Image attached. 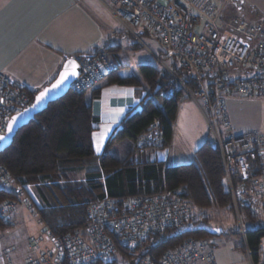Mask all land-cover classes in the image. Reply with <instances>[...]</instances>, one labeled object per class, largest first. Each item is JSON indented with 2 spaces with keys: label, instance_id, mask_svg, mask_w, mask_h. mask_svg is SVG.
I'll list each match as a JSON object with an SVG mask.
<instances>
[{
  "label": "trees",
  "instance_id": "trees-1",
  "mask_svg": "<svg viewBox=\"0 0 264 264\" xmlns=\"http://www.w3.org/2000/svg\"><path fill=\"white\" fill-rule=\"evenodd\" d=\"M131 47L136 50L139 45L135 42ZM117 49L103 47L92 55H79L77 60L81 62L99 53H103L107 59L106 52ZM160 53L163 57L159 59L169 61L168 64L163 63L173 75L189 90H194L192 78L185 75L176 60L165 51ZM108 61L116 70L101 82L106 81V85L142 86L147 94L138 106L125 114L99 156L94 154L91 141L98 118L92 114L85 99L89 91L92 98L99 96L100 88L96 89L99 84L85 92L69 89L65 95L50 102L41 113L17 130L11 144L0 153V167L12 184L19 190L25 186L35 188L38 199L35 212L47 233L53 240H59L83 229L88 223V207L93 203L167 193L170 197L186 201L190 209L213 207L230 213L234 226H221L216 230L205 223L203 227H197V218L193 220L192 214L183 230H170L156 236L143 251L119 248L115 255L124 263L129 260L126 264H132L136 257L142 256L155 261L161 253L190 237L206 239L220 231L221 234L233 235L240 243L243 236L244 245L241 248L247 250L251 264H264V192L257 195V203L237 199L236 218L224 183L219 152L208 138L195 150L194 160L190 163L168 166L164 161L150 160L145 154L147 149L164 150L170 145L178 103L185 93L163 66L142 64L137 66L134 75L122 76L117 74L123 68L120 61ZM170 88L173 95L167 97L166 92ZM24 90L31 97L36 94L25 87ZM154 121L160 132L159 145H154L148 138L150 125ZM123 140H129L132 147L124 158L119 159L110 154L109 149ZM140 141L144 149L138 146ZM251 165L254 175L262 176L261 158L258 157ZM240 182L237 174L231 175L234 188ZM245 185L248 183L245 182ZM5 203L14 205L16 209L19 196L0 180V233L11 227L10 216L2 212ZM203 219L207 221L209 217ZM112 260L114 264H119L117 257Z\"/></svg>",
  "mask_w": 264,
  "mask_h": 264
},
{
  "label": "built area",
  "instance_id": "built-area-1",
  "mask_svg": "<svg viewBox=\"0 0 264 264\" xmlns=\"http://www.w3.org/2000/svg\"><path fill=\"white\" fill-rule=\"evenodd\" d=\"M99 1L133 41L140 43L142 36H149L192 78L195 89L191 91L159 61L202 114L219 152L235 212L237 199L254 203L253 199L264 192V182L262 176L254 175L251 164L262 157L264 132L233 134L227 103L234 97L264 99L263 22L225 16L223 6L212 0ZM80 64L82 72L70 84V90L75 92L89 90L116 70L103 53L86 57ZM172 95L170 88L166 96ZM32 100L23 86L0 71V134L5 133L10 118L29 107ZM150 130V142L159 145L156 121ZM138 144L144 149L142 141ZM232 174L241 179L237 188L231 184ZM0 180L7 188L12 185L1 167ZM12 190L19 196L17 187ZM14 210V205L5 203L2 212L9 217ZM87 211L88 223L83 229L53 240L52 254L28 259L25 264H100L119 248L145 250L156 236L182 228L192 216L186 201L167 193L93 203ZM209 248L204 241L187 239L161 253L155 261L142 256L132 264H216Z\"/></svg>",
  "mask_w": 264,
  "mask_h": 264
},
{
  "label": "crops",
  "instance_id": "crops-1",
  "mask_svg": "<svg viewBox=\"0 0 264 264\" xmlns=\"http://www.w3.org/2000/svg\"><path fill=\"white\" fill-rule=\"evenodd\" d=\"M212 1L219 7L223 6L222 13L225 16L261 20L264 24V0ZM109 13L98 0H0V71L32 93H37L55 79L66 58L77 59L79 55H92L103 47H117L119 51L106 52L107 59L121 63L125 53L134 55L131 51L136 50L122 44L124 37L117 26L120 24ZM117 74L121 75L120 71ZM132 74L131 70H127L122 76ZM97 88H100L98 97L92 98V92L89 91L85 94V99L90 105L92 114L98 118L91 141L94 154L99 156L106 141L119 126L125 114L139 105L147 91L142 86L106 85V81L99 83ZM257 102H260V99L236 97L229 99L227 107L233 134L239 135L246 131L258 130L234 123L231 118V114L235 115L240 107H248ZM197 109L196 105L186 97L180 100L173 123L171 143L164 150L147 149L145 154L150 152L148 154L150 160H160L166 162L168 166H176L168 164L172 159H167V156L174 149L177 122H180L181 117L184 120L185 133L190 134L187 118L195 111L198 115ZM101 134H104L103 143L100 151L97 152L95 142ZM195 134L198 143H192L195 139H192L191 135L181 140L185 152L188 151L186 158L192 156L206 140L200 134ZM191 143L194 144L193 147H189ZM131 147L132 143L130 150ZM261 165L264 182V147ZM15 187L12 184L8 188ZM253 200L257 203L255 198ZM35 207H38L35 188L25 186L20 190L19 203L10 215L11 227L0 233V264L7 262L25 264L28 259L36 258L52 249L53 240L40 222ZM233 238L235 241L229 242L230 245L227 247L217 244L218 248L215 252L211 251L215 263L251 264L247 262L241 249L240 240L234 236ZM262 250H264V240Z\"/></svg>",
  "mask_w": 264,
  "mask_h": 264
},
{
  "label": "rangeland",
  "instance_id": "rangeland-1",
  "mask_svg": "<svg viewBox=\"0 0 264 264\" xmlns=\"http://www.w3.org/2000/svg\"><path fill=\"white\" fill-rule=\"evenodd\" d=\"M98 2H100V1L98 0ZM100 4H101V6H103L104 10L109 13L107 8L101 2H100ZM246 19H248V18H246ZM117 26H118L119 32H122L121 35L124 37L122 39L123 40L122 44L125 46L134 45L135 42L133 41V39L131 37H129L128 35H124L125 33L123 32V29L121 28L120 25L117 24ZM135 31H136V33H139L138 29ZM137 44L139 45V47L136 49V51H131V52H134V55H131L132 53H125L124 54V57H123L124 60H122L121 63H122V66H123V64L125 66H123V68L120 70L121 75L124 71H127V70H131L133 75H134V73H136V71H137V66L141 65V64L152 65V66H158V65L162 66V64L159 62L160 61L159 58L163 57V56H160V54H161L160 52H162L163 49L153 39H151L149 36L144 35L141 38V42L137 43ZM163 62L165 64L169 63V61H167V60H163ZM126 66L128 68H125ZM184 97H186L185 94H184ZM197 112H198V115L195 111V113L192 114L191 117L187 118V121H188L187 125L190 127V129H189L190 134L185 133V129H184L185 124H184V120L181 119V117H180V122H177L178 123V127L176 129V136L177 137H176L174 149H173L172 153L167 156V159H169V158L172 159L170 161L167 160L169 165H178V163L185 164V163H190L194 160L193 155L192 156L189 155V158H186V156L188 157V151L185 152V148L183 147V145L181 143V140L184 137H186L187 135H189V136L191 135L192 139H195V136H196L195 133H198L203 137V139L208 138L211 140L207 125L205 123V120H204L202 114L199 111H197ZM198 116L201 118V120ZM231 118H232L234 123H237L241 126L253 127L254 129L264 131V99L260 100V102H257L253 105H248V107H240L239 110H237V112L235 113V115L231 114ZM177 123H176V125H177ZM192 143L195 144L198 142L195 139L194 141H192ZM192 143L190 144L189 147H193L194 144H192ZM130 144H131V142L129 140L118 141L115 144H113L111 146V148L109 149L110 154H112L113 156H115L119 159L124 158L129 153ZM148 154H150V152L147 153V155ZM177 155L179 157H176ZM176 162H178V163L174 164ZM230 199L232 201L231 195H230ZM191 210H192L191 213L194 215L193 220H195V218H197V222L196 223L194 222L197 227L198 226L203 227L204 225L207 224L209 228L217 230L221 226H224V227L234 226V223L231 220L233 218L232 215L230 213H225V211H223L219 208H213L212 207V208H208V209H204V210H200V209L197 210L195 208L192 209V207H191ZM234 214H235L236 218H238V213L235 212ZM262 215L264 217V213H262ZM204 217H209V219H207V221H205V219H203ZM194 223H193V225H194ZM229 224H231V225H229ZM181 230H183V227L180 229H177L176 231L178 232ZM239 231L242 235L243 230L241 227L239 228ZM188 239L196 240V241H204V242L208 243L209 247L211 248V251L213 253L215 252L216 248H218L217 244H218V246L220 244H222V245L227 247L228 245H230L229 242L235 241V239L233 238L232 235H226L225 233H222L221 235H220V233H218V235L212 234L209 237H207L206 239L205 238L204 239L192 238V237H190ZM240 245L241 246L244 245L243 244V236H242V242L240 243ZM53 247H54V245H53ZM53 247H52V250H53ZM243 252L246 256L247 262L251 263L249 255L247 253V250L243 249ZM47 253L52 254L53 252H51L49 250ZM47 253H42V254L38 255L36 258H40V257H42V255L47 254ZM115 256L117 257V259H118L117 261L119 264L129 263V260H126V262L124 263V261L122 259H120L117 255H112L110 258L107 259V261L105 263H101V264H114V261L112 259L116 258ZM54 264H56V262Z\"/></svg>",
  "mask_w": 264,
  "mask_h": 264
},
{
  "label": "water",
  "instance_id": "water-1",
  "mask_svg": "<svg viewBox=\"0 0 264 264\" xmlns=\"http://www.w3.org/2000/svg\"><path fill=\"white\" fill-rule=\"evenodd\" d=\"M69 62H74L75 67L73 66V64H70ZM65 71H67L68 73L75 71L77 73V75H75V76L70 75L69 78L59 88L53 89L48 94L47 98L40 105H38L37 108L33 109L32 104L35 102V96L39 95V93L41 91H43L45 88L51 89L52 85L55 84L57 82V80L60 79L61 74L64 73ZM81 72H82V66H81L80 62L75 57L66 58L61 69L59 70L57 76L55 77V79L52 82H50L47 86H45L42 90H40L39 92H37L34 95L31 105L29 107H27V109H29V111L27 113H24V110L26 109L25 108L24 110L19 112V113H24V115L18 119V122L15 126L13 133L8 135V137L5 141H0V153L3 152L6 148H8V146L12 142V139H13L15 133L17 132V130L19 128H21L22 126H25L30 120H32L34 118L35 115L41 113L47 107V105L50 102H53V101L59 99L60 97H62L63 95H65L70 89V84L73 82L74 79H76L81 74ZM137 109H139V108H137ZM11 118H10V120H11ZM4 134H6V131ZM216 233H220V231H217Z\"/></svg>",
  "mask_w": 264,
  "mask_h": 264
},
{
  "label": "snow or ice",
  "instance_id": "snow-or-ice-1",
  "mask_svg": "<svg viewBox=\"0 0 264 264\" xmlns=\"http://www.w3.org/2000/svg\"><path fill=\"white\" fill-rule=\"evenodd\" d=\"M69 63L73 64V66L75 67L74 62H69ZM70 75L71 76H75V75H77V73L75 71H73L71 73H68L67 71H65L64 73H62L61 76H60V79L57 80V82L52 85L51 89L45 88L43 91H41L39 93V95L35 96V102L32 104V108L33 109L37 108V106L40 105L47 98L48 94L53 89L59 88L69 78ZM129 91H131V90H129ZM28 111H29V109L26 108L24 110V113H27ZM24 113H19L18 112L15 116H13L11 118V120L8 121L7 128H6V134H0V141H5L7 139V137H8V135L13 133V131L15 129V126H16V124L18 122V119L20 117H22L24 115ZM103 136H104V134H101V136L95 142V148H96L97 152H99L100 149H101V146H102V143H103Z\"/></svg>",
  "mask_w": 264,
  "mask_h": 264
}]
</instances>
